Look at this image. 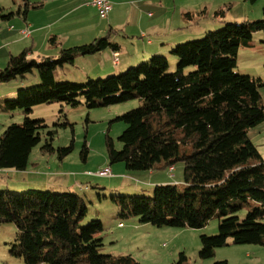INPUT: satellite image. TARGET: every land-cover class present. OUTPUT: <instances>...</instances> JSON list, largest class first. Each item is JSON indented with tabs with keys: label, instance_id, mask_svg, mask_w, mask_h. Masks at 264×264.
I'll use <instances>...</instances> for the list:
<instances>
[{
	"label": "trees",
	"instance_id": "obj_1",
	"mask_svg": "<svg viewBox=\"0 0 264 264\" xmlns=\"http://www.w3.org/2000/svg\"><path fill=\"white\" fill-rule=\"evenodd\" d=\"M29 4L16 14L26 18L30 7L37 6ZM7 16V20L13 17ZM185 16L192 17L189 12ZM224 16V9L214 15L218 22ZM257 31H264V7L260 19L226 23L201 39L177 42L171 50L178 58L176 71H169V59L159 55L164 53H155L119 75L89 77L84 83L58 82L56 71L74 63L79 55L108 48L117 51L119 45L109 35L63 47L57 57L35 58L29 50L11 55L6 66L0 67V82L24 80L34 69L40 82L22 87L4 100L5 112L21 109L25 118L22 124L7 126L0 135V169L25 171L44 132L43 151L57 150L61 159L72 152V145L54 146L57 129H48L45 119L30 116L35 106L83 103L92 109L140 97V106L117 116L127 124L119 136L123 148L117 149L114 140L106 138L110 163L124 161L129 169H168L172 173L176 162L183 160L184 177L182 182L157 184L153 196L112 195L120 216H138L142 223L158 226L191 228L203 227L218 216V233L201 235L199 255L203 259L213 257L215 249L230 240L264 245V158L248 135L251 128L264 122L260 92L264 80L237 71L238 52L254 45ZM56 40L51 36L50 44L56 46ZM88 150L85 143L83 152ZM14 189H0V224L15 223L11 251L23 258L24 264H142L132 255L102 252L104 224L97 218L85 222L89 207L78 193L39 189L15 193ZM245 207L251 209L242 218L238 212ZM186 260L182 253L178 263Z\"/></svg>",
	"mask_w": 264,
	"mask_h": 264
},
{
	"label": "rangeland",
	"instance_id": "obj_2",
	"mask_svg": "<svg viewBox=\"0 0 264 264\" xmlns=\"http://www.w3.org/2000/svg\"><path fill=\"white\" fill-rule=\"evenodd\" d=\"M121 1L127 4L125 5L127 8L134 7L128 0ZM155 1L154 6L147 8H161L163 14L157 20L158 35L164 33L167 38L171 39L173 34L179 36L184 35L186 32H192L190 36L178 39V43L201 39L209 31L224 28L226 23H244L263 17L264 0H257L255 3L250 0H224L226 1L225 4L222 3L221 5H216V2L212 0H205L204 2H202L203 0ZM27 3L29 6L37 5L35 8L30 7L33 8L32 11L35 13H41L42 8H55L61 4L59 1L56 5L54 3L48 7L46 4L43 5L44 0H0V48L1 43L9 38L5 31H1L4 28L14 26L16 18H23L17 15L16 12L19 8L23 10ZM195 4L196 7L202 6L203 8H197L199 11L196 12L186 9L185 13L187 14L190 11L189 13L192 15L186 22L181 23V19L173 18L174 8L178 12V8H190ZM211 4L214 8H206V5L212 6ZM219 9L225 10V16L221 22L212 27L213 20L219 21L218 18L214 17L215 12ZM9 14L13 17L7 20ZM176 16L179 17L178 13ZM206 25L212 28L204 31L203 27ZM176 46L177 44L170 46L171 48L169 47L164 54H159L169 59V71H176L177 68L178 58L171 54V50ZM100 54L102 53L79 55L74 63L65 64L64 67L56 71L57 81L84 83L88 81L89 75L93 76L94 79L100 77L105 79L112 75H106L103 72V76H98L101 72H99L97 61L94 60H97L96 58ZM151 56L132 65V67L149 60ZM118 58L120 57L118 56ZM237 61V71L239 73L264 80V31L255 33L253 46L240 48ZM127 69L129 68L115 74L119 75ZM37 74V70L34 69L32 73L27 74L28 76L24 80L17 78L8 82H0V98H3L5 92L14 86L17 94V91L22 87L37 85L40 82ZM260 92L262 102H264V86L260 87ZM142 102L143 100L138 97L110 106H100L92 109L85 107L83 103L78 106L58 102L35 106L30 116L45 119L49 124L48 129H57L53 140L54 146L57 148L72 145V152L61 159L57 150L53 152L43 151L41 147L47 138V134L44 132L42 141L33 149L30 155L28 171L24 173L22 170H15L11 174V180L9 179L8 182L4 183L12 184L11 187L15 188L13 190L15 193L29 189H39L54 192L71 190L81 195L89 207L85 222L97 218L101 219L104 224V231L102 232L104 245L101 250L105 254L114 256L132 255L142 264H179L182 253L187 256V260L181 264H213L217 260H227L229 264H264L263 244H235L231 240L228 245L216 248L213 257L206 259L200 257L201 235H215L218 233V216H214L207 225L199 228L158 226L152 223H142L138 216H120V207L112 201V195L153 196L157 184L172 183L162 182L169 178L170 172L166 169H129L124 161L110 163L108 158L106 144L108 136L114 140L117 149L123 148L119 136L125 130L127 124L117 119V116L140 106ZM2 109L0 103V135L7 126L14 122L22 124L25 118L21 109L10 112H5ZM65 121L70 124L66 126L55 125L57 122L62 123ZM248 135L258 146L264 158V122L251 128ZM85 143L89 148L88 153L83 152ZM106 167L111 168V174L106 176L97 174ZM184 168V161L179 160L172 172L180 182L184 177ZM171 177V181L175 180L173 176ZM250 209L251 207H245L238 214L244 218ZM16 233L15 223L5 222L0 224V264H24L23 258L14 255L11 251Z\"/></svg>",
	"mask_w": 264,
	"mask_h": 264
},
{
	"label": "crops",
	"instance_id": "obj_3",
	"mask_svg": "<svg viewBox=\"0 0 264 264\" xmlns=\"http://www.w3.org/2000/svg\"><path fill=\"white\" fill-rule=\"evenodd\" d=\"M59 1L61 2L59 7L42 8L41 13H35L32 11L33 8H30L26 18H16L14 26L4 28L1 31H5L9 38L1 43L0 67L6 66L9 57L17 54L16 52L29 50L30 56L35 58H40L43 55L55 57L56 55L58 56L60 49L63 47L90 43L95 38L109 35L110 39L119 45V49L114 51L108 48L102 52H98L102 54L94 61H97L99 72H101L98 76H103V72L106 75L117 73L146 59L152 54L164 53L171 45L179 42L178 39L192 34L191 31L179 36L178 34H173L171 39L167 38L164 33L158 35L157 20L163 14L161 8H147L154 6L155 0H128L134 6L133 8H127L125 6L127 4L121 0H110L113 8L105 19L100 17L98 8L89 4L86 0H44L43 5L46 4L49 7L54 3L56 5ZM212 1L216 2V5L225 4L226 2L224 0ZM211 5H206V8H214L213 4ZM201 7H196L195 4L190 8H178V12L174 8L172 12L173 18L181 19V23L186 22L185 10L190 9V11L194 10L192 12H196L199 11L197 8ZM177 13L179 17L176 16ZM217 24L218 21L213 20L212 27ZM212 27L206 25L203 27V30L207 31L208 28ZM26 28L30 30L29 35L22 33V30ZM122 33L123 35H121ZM51 36H56V46L50 44L49 40ZM118 39L120 40L118 41ZM114 52L119 53L120 58L118 63L114 61ZM88 77L94 78L91 75ZM15 94V86L6 91L4 97L0 98L1 107L4 108L6 97H12ZM27 169L25 171H28ZM166 170L169 171L168 169ZM13 172H15L13 169H0V189L3 187L12 188V184L4 182H8ZM171 176L175 180L171 181ZM179 181L176 179L174 173H169V178H166L162 182L176 183Z\"/></svg>",
	"mask_w": 264,
	"mask_h": 264
},
{
	"label": "built area",
	"instance_id": "obj_4",
	"mask_svg": "<svg viewBox=\"0 0 264 264\" xmlns=\"http://www.w3.org/2000/svg\"><path fill=\"white\" fill-rule=\"evenodd\" d=\"M86 1L89 4H92L98 8L101 17H107L113 8V4L110 0H86ZM22 33L25 35H29L30 31L26 28V29L22 30ZM114 55H115L114 61L116 63H118L119 53L116 52V53H114ZM171 169H173V168H171ZM97 174L101 175V176L109 175V174H111V169L110 168H104V169L100 170Z\"/></svg>",
	"mask_w": 264,
	"mask_h": 264
}]
</instances>
